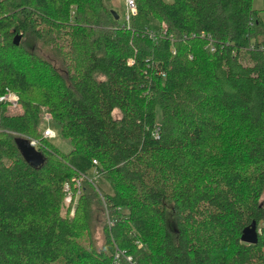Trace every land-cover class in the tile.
Here are the masks:
<instances>
[{
	"label": "trees",
	"instance_id": "1",
	"mask_svg": "<svg viewBox=\"0 0 264 264\" xmlns=\"http://www.w3.org/2000/svg\"><path fill=\"white\" fill-rule=\"evenodd\" d=\"M135 1L131 29L111 0H0V94L10 87L24 105L14 115L0 99V264H134L109 249L136 236L139 264H264V14L253 0ZM43 21L72 27L54 60L24 43L57 42ZM44 102L68 151L19 134L38 135ZM75 177L81 210L68 216ZM98 190L118 222L85 245ZM253 220L256 243L241 239Z\"/></svg>",
	"mask_w": 264,
	"mask_h": 264
},
{
	"label": "rangeland",
	"instance_id": "2",
	"mask_svg": "<svg viewBox=\"0 0 264 264\" xmlns=\"http://www.w3.org/2000/svg\"><path fill=\"white\" fill-rule=\"evenodd\" d=\"M130 2V5L128 6L133 7V4L130 0H128ZM111 8L115 9L117 11V13H119V17L118 19L121 20V24L119 26L122 25H127L128 27H130L131 29H133V27H131L133 25L132 23V17L131 19L127 18V15L129 14L128 11V7H127V0H111ZM253 6L259 10L262 11V13L264 14V10H262L263 6H264V0H253ZM138 8V5H137ZM138 13V12H137ZM121 16V17H120ZM46 21H43L41 23V27L40 29L43 30H51V33L56 37H58L57 42H55L54 44L46 47V46H42V42L40 39H34V37L28 39V40H24V43H26V45H28L27 47L30 48V50H32L35 53H38V55L43 54L46 57L51 56L53 58V60L55 59V57L52 55V53L50 52L52 50V48H54L55 46H62L65 48H68L70 46L69 42L71 40V35L69 34V32L71 31L72 27L68 26V24H64V22L58 26L55 27V25H53L54 27L48 28L44 25H47L46 23H44ZM51 22V21H50ZM149 23V22H148ZM153 26L157 27V25H160V29H168V22L163 19V18H156L154 21L152 22ZM52 25V24H51ZM48 28V29H47ZM170 34H167L168 37H170V40L172 41V49L173 51H177V47L176 45L173 44V41H175V37L174 36H169ZM174 35V34H173ZM183 38H185V40L188 37H185V35L182 36ZM193 37H201L200 35H194ZM205 44V48H207L209 51L211 50V48H213V46H217L216 42L210 43L207 42L205 40L204 42ZM262 48H264L262 46ZM29 50V51H30ZM189 57H194V54L192 51H189ZM245 62H248V60H245ZM79 64H83L81 61H79ZM30 73H35L37 75L38 72L37 71H29ZM158 74H162L163 76L166 75V72H161L159 71ZM39 77V76H38ZM9 97L10 100H7L8 102H10L11 104L8 105V110L9 113L14 114V115H19L22 114L24 112V105L21 102V94L16 91L13 90L10 87H6L5 90L2 91V93L0 94L1 96H7ZM14 97V98H13ZM3 101V100H2ZM12 101V102H11ZM14 101V102H13ZM7 110V112H8ZM158 117H157V124H161V108L159 107L158 109ZM51 130L53 133L52 135H48L45 133V130ZM37 131H38V135H28V133L26 132H19V131H15V135H17V132H19L20 135L22 136H26L29 137V139L31 140V143L36 146L39 147L42 145L44 139H46V143L48 145V147H50L52 150H58L60 152L62 151H68V149L71 147L70 144V140L68 141L67 139H64L60 134H59V125L57 122V119L55 117L54 112L52 111V109L50 108V104L47 102L41 103L40 104V122L39 125L37 127ZM43 150L47 151L48 148L44 147ZM75 175V174H74ZM73 175V176H74ZM90 178L88 179L89 181H91L90 183L92 184V181L95 183L96 187H97V183L100 184L102 183L103 185L105 184V181L101 179L100 177V173L98 171H96V169H93L90 172ZM75 181L74 183H70L68 181H66V183H64V194H63V199H62V203H61V213L64 215H70V216H74L76 214L77 210H81V205H79V200H80V195L83 193V177H75ZM68 187V188H67ZM99 191V190H98ZM91 200L93 202V207L91 208L92 211V219H91V225H90V229L85 230L83 233H79L78 235V240L81 243H84L85 245H88V241L89 239H91V241H96L97 244L99 246H101L102 244L105 243V231H103V225L104 222L108 223L107 225L111 228L113 227L118 221H114V217L113 215H109L110 214V210H112V206L111 203L107 202L105 199V195L104 193H102L101 191H99V193L96 194V196H91ZM103 208V210H102ZM113 213V212H112ZM111 213V214H112ZM114 216L118 214V212H114L113 213ZM101 219V222H100ZM259 232H260V228H258ZM90 232V233H89ZM134 235H136L134 233ZM114 240L115 237H114ZM117 241V240H116ZM134 242L136 243V245H126V248H121L119 245H116V243H114V247L113 250L109 249V252L112 256V260L113 263L116 260V258L119 255H123L124 257H126V260L130 261L131 263L134 264H139V262H135V260L137 261L136 255H134V251H130L133 248H144L145 247V242L138 236H136ZM130 251V252H129ZM53 264H62L61 262H56Z\"/></svg>",
	"mask_w": 264,
	"mask_h": 264
},
{
	"label": "water",
	"instance_id": "3",
	"mask_svg": "<svg viewBox=\"0 0 264 264\" xmlns=\"http://www.w3.org/2000/svg\"><path fill=\"white\" fill-rule=\"evenodd\" d=\"M113 13L116 15V17H119V13L115 9H112ZM22 37L21 33H17L15 35V42L19 43L20 39ZM241 239L247 242L256 243L259 239V230L256 220H253L250 224L246 225L241 234Z\"/></svg>",
	"mask_w": 264,
	"mask_h": 264
},
{
	"label": "built area",
	"instance_id": "4",
	"mask_svg": "<svg viewBox=\"0 0 264 264\" xmlns=\"http://www.w3.org/2000/svg\"><path fill=\"white\" fill-rule=\"evenodd\" d=\"M131 2H132V4H133V7H128L129 5H130V2L127 0V7H128V11L127 12H129V14L127 15V18L129 19H131V17H133L135 14H137V12H138V8H137V3H136V1L135 0H130ZM131 6V5H130ZM201 36H208L209 38H210V43H213L214 41H213V38L211 37V36H209V35H206L205 33H201ZM216 49V46H213V48H211V50H215ZM14 98V97H13ZM0 99L1 100H3L4 102L6 101L9 105L11 104L10 102H8L7 100H5V99H8V100H10L9 99V97H8V95L7 96H1L0 97ZM12 102V101H11ZM14 102V101H13ZM45 133L46 134H48V135H52V131L51 130H45ZM155 133H156V135H158V131H155ZM94 161L96 162L97 161V159H94Z\"/></svg>",
	"mask_w": 264,
	"mask_h": 264
},
{
	"label": "bare ground",
	"instance_id": "5",
	"mask_svg": "<svg viewBox=\"0 0 264 264\" xmlns=\"http://www.w3.org/2000/svg\"><path fill=\"white\" fill-rule=\"evenodd\" d=\"M68 188V187H67Z\"/></svg>",
	"mask_w": 264,
	"mask_h": 264
}]
</instances>
